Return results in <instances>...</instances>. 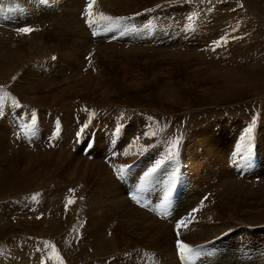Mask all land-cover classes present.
Instances as JSON below:
<instances>
[{"label": "rangeland", "instance_id": "obj_1", "mask_svg": "<svg viewBox=\"0 0 264 264\" xmlns=\"http://www.w3.org/2000/svg\"><path fill=\"white\" fill-rule=\"evenodd\" d=\"M48 1L52 9L39 6ZM69 1L0 0V264H137L140 254L145 264H162L170 248L178 264H264V0H95L91 27L88 0L63 12ZM120 17L130 18L127 29L107 31ZM26 26L34 31H17ZM86 33L101 41L83 47ZM221 38L229 43L213 51ZM64 45L81 51L74 66L64 64ZM55 85L68 87L69 98L51 94ZM33 110L35 136L27 127ZM10 115L8 131L1 120ZM177 137L183 143L176 162L145 187L140 177L157 159L167 161ZM79 149L84 164L106 162L123 187L163 194L141 202L126 193L139 214L121 212L109 222L90 173L87 186L60 173ZM56 161L62 167L53 169ZM124 165L131 167L119 180ZM194 175L197 194L185 196ZM68 199L74 203L66 211ZM174 200L181 210L171 211ZM123 219L129 229L121 228ZM180 222V240L193 250L203 246L190 261L176 250ZM222 251L240 255L221 261Z\"/></svg>", "mask_w": 264, "mask_h": 264}, {"label": "bare ground", "instance_id": "obj_2", "mask_svg": "<svg viewBox=\"0 0 264 264\" xmlns=\"http://www.w3.org/2000/svg\"><path fill=\"white\" fill-rule=\"evenodd\" d=\"M15 1V0H14ZM36 1V0H35ZM75 1L76 0H70L69 1V3L67 2V3H65V7L64 6H62V10H63V12H65L66 11V8H67V6H70V7H72L73 6V4L75 3ZM25 2V1H24ZM41 2V1H40ZM60 2H62V1H60ZM78 2V1H77ZM16 3H14V5H15ZM38 4H40V3H38ZM63 4V3H62ZM69 4V5H68ZM76 4V3H75ZM13 5V4H12ZM27 5V4H26ZM78 5V4H77ZM36 6V5H35ZM40 7H45V8H48L49 6H50V8L52 9V6H53V1H48V2H43V4L42 5H39ZM33 7H34V5H33ZM37 7V6H36ZM18 8V7H17ZM26 9L28 10L27 11V13H32V11H30L31 10V4L30 5H27V7H26ZM71 9H73V8H71ZM13 10V9H12ZM105 10V9H104ZM14 11V10H13ZM35 12V11H34ZM47 12V11H46ZM24 13V12H23ZM34 14V13H33ZM38 14V13H37ZM45 14V13H44ZM51 14V13H50ZM74 14V13H73ZM76 14V13H75ZM77 15V14H76ZM21 18V17H20ZM29 19V18H28ZM34 20V19H33ZM32 20V21H33ZM36 21H38V20H36ZM82 31V30H81ZM82 33V32H81ZM88 34L86 33V36H85V38L83 39V40H79V38H78V40L80 41L79 42V44H81V43H83V47H89V46H95L99 41H101L99 38L100 37H98V39H90V37L88 38ZM75 39H77V38H75ZM71 41V40H70ZM90 42V43H89ZM103 42H105V41H103ZM102 42V43H103ZM92 43V44H91ZM101 43V42H100ZM107 43V42H106ZM67 44H69L70 46H72V44H74V42L73 41H71V42H69V43H67ZM66 44V45H67ZM78 44V43H77ZM88 44V45H87ZM66 45H64V46H62V47H64L63 49H62V52L61 53H65V55H67L68 56V58H67V60L66 61H64V64H67V65H70V66H72L73 65V63L74 62H76V60H79V53L81 52V51H79V50H76L75 52H74V50H73V47H71V49H69L68 50V48H67V50H66V48H65V46ZM75 45V44H74ZM102 45H105V44H102ZM99 46V45H98ZM104 47H106V46H104ZM103 47V48H104ZM115 47V46H114ZM79 48V47H78ZM90 48V47H89ZM97 48V47H96ZM99 48V47H98ZM100 48H101V46H100ZM109 49V48H108ZM100 50V49H99ZM61 51V50H60ZM59 51V52H60ZM84 51H85V49H84ZM102 51V50H101ZM122 51H123V49H122ZM103 52V51H102ZM87 52H85L83 55H85ZM127 53V52H126ZM125 53V54H126ZM79 54V55H78ZM199 54V53H198ZM64 55V54H63ZM200 56V55H199ZM83 59V58H82ZM148 60V59H147ZM80 61V60H79ZM76 64V63H75ZM74 66V65H73ZM52 67L53 68H55V66H50L49 67V70L50 71H52L53 69H52ZM40 73H42V72H40ZM38 75H40V74H38ZM124 75V74H123ZM40 77L42 78L43 76L42 75H40ZM83 78H85V77H83ZM57 80V79H56ZM55 80V81H56ZM41 81V80H40ZM82 81V80H81ZM89 79L85 82V83H82V86L83 87H81V90H85L86 88H87V83L89 84ZM80 85V84H79ZM68 86V85H67ZM90 86V85H89ZM60 88V86L59 85H55V87L51 90V94L52 93H56L59 97H60V100L61 99H65V98H69V95H71L69 92H68V87H62V85H61V89H59ZM94 88H95V85H94ZM73 89V88H72ZM49 90H50V87H49ZM48 90V91H49ZM50 92V91H49ZM90 93V92H89ZM48 97V96H47ZM43 98V97H42ZM41 98V99H42ZM53 98V97H52ZM56 99V98H55ZM50 100V99H49ZM52 100H54V99H52ZM4 103V102H3ZM7 106V105H6ZM11 107V106H10ZM38 111H39V109H38ZM11 113V112H10ZM14 114V113H13ZM39 114H40V111H39ZM41 115H43V114H41ZM40 117V116H39ZM2 118H3V116H2ZM67 120V119H66ZM64 121V120H63ZM5 123V124H4ZM67 123H68V121H67ZM1 124H4V126L6 127L7 126V124H8V126L6 127V128H8V131H9V129L11 130V128L13 127V125L15 124V120H14V118L10 115V116H8L7 118H5V120H1ZM64 125H66V124H64ZM205 127V126H204ZM5 128V129H6ZM74 129V128H73ZM7 131V130H6ZM70 132H71V130H70ZM199 132V131H198ZM201 133V132H200ZM64 137L66 138V139H63V141H65V144L67 143L68 144V138L69 137H67L68 135H66V132H64ZM247 137V136H246ZM249 138V137H248ZM199 139V138H198ZM255 140V139H254ZM253 140V141H254ZM208 141V140H207ZM74 142V141H73ZM205 142V141H204ZM209 142V141H208ZM95 143V142H94ZM191 143V142H190ZM64 144V143H63ZM210 144H211V142H210ZM75 145V144H74ZM189 145V144H188ZM2 146V145H1ZM224 146V145H223ZM75 147V146H74ZM261 147V146H260ZM70 148V147H69ZM72 148V147H71ZM192 150V149H191ZM210 150H212V149H210ZM217 150V149H216ZM216 150H214V151H216ZM218 151V150H217ZM59 152V151H58ZM76 152H77V154H76ZM76 152H74L77 156L76 157H74L73 158V160H72V162H70V164L68 163V164H66V168H65V170H63V169H61V171H60V173H62V174H65L66 175V177H68V178H71L73 175V173L75 174L74 175V177H72V182L75 180H78V182H76V184H80L79 182H82L83 184L85 183L86 184V186L88 185V177H89V173H90V177H91V181H90V183H92V190L94 189L96 192H103V194H104V197H105V202L103 203L102 202V200H98V203H96V204H104L105 206H104V208H105V210H104V208H103V215L105 214V215H107V218H108V220H109V222H110V219L113 217V219H116L117 218V215L119 214V213H121V212H127V211H129V212H131V213H133V217H135L136 216V214H139V212L137 211V208L132 204V199H131V201L129 200V198L127 197L126 198V193L129 195L130 194V196H136V199H134V200H140L141 202L143 201V202H149V201H153L152 199L154 198V197H156L159 193L162 195L163 193L162 192H160L159 190H157V189H145V188H143L144 190H143V192L142 193H140V194H137V189H139V188H131V187H123L122 186V184H119L116 180H115V178H113L114 176H112L111 175V173H110V171L108 172V169L106 168H104V167H106L105 166V164L104 163H106V162H102V166H100L99 164H100V162L99 163H96V162H89V163H87V164H84L83 162H86L87 161V159H81V157H82V155H81V153H80V149L78 150V151H76ZM103 152V151H102ZM191 153V152H190ZM193 153V152H192ZM225 153V152H224ZM261 153V152H260ZM264 153V152H263ZM91 154V153H90ZM89 154V155H90ZM92 154H95V153H93L92 152ZM91 154V155H92ZM101 155V154H100ZM193 155V154H192ZM191 155V156H192ZM213 155V154H212ZM216 155V154H215ZM219 155V154H218ZM187 156H189V155H187ZM197 156H198V154H197ZM196 156V157H197ZM128 157V156H127ZM227 157V156H226ZM260 157H261V155H260ZM94 158H98L97 156H94ZM113 158V157H112ZM223 158H224V156H223ZM124 159V158H123ZM225 159V158H224ZM48 160H51V158H48ZM214 160V159H213ZM71 161V160H70ZM111 161V160H110ZM218 161V160H217ZM221 161H223V162H225V160H221ZM220 161V162H221ZM192 162V161H191ZM193 162H194V160H193ZM199 162V161H198ZM222 162V163H223ZM62 163H63V161H59V162H55L54 164L53 163H51V166L52 165H54V166H52L53 167V169H57L58 167L60 168V167H62ZM213 163V162H212ZM189 166H193V164H189V163H187ZM214 164V163H213ZM221 164V163H220ZM210 165H211V163H210ZM217 165H219V164H217ZM264 165V164H263ZM108 166H110V165H108ZM190 169V171L191 172H193V170H192V167H190L189 168ZM205 169V168H204ZM218 170V169H217ZM221 170V169H220ZM199 171V170H198ZM200 172V171H199ZM207 173V172H206ZM225 173V172H224ZM208 174V173H207ZM228 174V173H227ZM252 174V173H251ZM197 175V174H196ZM128 176V175H127ZM199 176V175H198ZM109 177H111V178H109ZM192 178H193V180H192V178H191V180H189V182H187V183H185L186 184V186H184V189H185V191H186V193H185V196L187 195V194H189V195H191V196H196V191H192V189L195 187L194 185H195V183L197 182V180H195V178L197 179L198 177L197 176H191ZM222 177H224V176H222ZM263 177H264V175H263ZM226 178V177H225ZM231 178V177H230ZM261 178V177H260ZM110 179V180H109ZM120 180V179H119ZM200 181V180H199ZM234 181V180H233ZM122 182V181H121ZM131 182V181H130ZM200 183V182H199ZM199 183L197 184V185H199ZM260 184H261V182H260ZM259 184V185H260ZM201 185V184H200ZM85 185H84V187H86ZM138 185H136V187H137ZM197 187V186H196ZM260 187V186H259ZM262 187H263V185H262ZM188 191V192H187ZM257 191V190H256ZM92 192V191H91ZM135 193H136V195H135ZM193 193V194H192ZM96 195V194H95ZM188 197V196H187ZM94 198V197H93ZM98 198V197H97ZM162 198V197H161ZM189 198H190V196H189ZM187 199V198H186ZM185 199V200H186ZM191 199H192V197H191ZM104 201V200H103ZM176 200H174V201H172L171 203H170V208H171V211H172V209H176V208H180V206H181V203H179V204H177V203H174ZM177 201H180V199H178ZM153 202H157V200H155V201H153ZM181 202V201H180ZM219 204V203H218ZM188 205V204H187ZM79 206V205H78ZM192 206V205H191ZM107 207V208H106ZM187 207L188 206H186V209H184V211H183V213L180 215V216H184L185 214H186V212H188L189 210L187 209ZM190 207V206H189ZM97 209V208H96ZM174 209V210H175ZM98 210V209H97ZM179 210H181V209H179ZM96 211V210H95ZM105 212V213H104ZM178 212V211H177ZM96 213V212H95ZM94 213V214H95ZM140 214H141V212H140ZM154 215V214H153ZM173 215V214H172ZM187 216H188V213L186 214ZM94 216V215H93ZM100 216H102V215H100ZM174 216V215H173ZM180 216H177V218H179ZM103 217V216H102ZM175 217V216H174ZM92 218V217H91ZM99 218V217H98ZM112 219V220H113ZM119 220V219H118ZM101 221V220H100ZM97 222V221H96ZM106 222V221H105ZM105 222H104V224H105ZM90 225V224H89ZM114 225V224H113ZM205 225V224H204ZM218 226V225H217ZM90 227V226H89ZM93 227V226H92ZM114 227V226H113ZM129 227H130V224H129V222L126 220V219H123L122 220V223H121V228L122 229H129ZM190 227V226H189ZM210 227V226H209ZM191 228V227H190ZM202 228H203V226H202ZM229 228V227H228ZM226 229V228H225ZM151 230V229H150ZM175 230V229H174ZM241 232V231H240ZM97 233H99V232H97ZM113 233V232H112ZM119 233V232H118ZM125 233V232H124ZM250 233V232H249ZM114 234V233H113ZM90 235V234H89ZM118 235V234H117ZM110 236H112V234L110 235ZM114 236V235H113ZM201 236V235H200ZM116 237V236H115ZM120 240H121V243H124V238H123V235H120ZM114 239V238H113ZM152 240H154V237L152 238ZM114 241V240H113ZM117 241V240H116ZM115 241V242H116ZM168 241V240H167ZM241 241V240H240ZM244 241H246V240H244ZM155 243V242H154ZM238 243V242H237ZM95 244V243H94ZM99 245V244H98ZM116 245H118V241H117V244ZM100 246V245H99ZM125 246V245H124ZM114 247V246H113ZM237 248V247H236ZM235 248V249H236ZM249 248V247H248ZM240 249V248H239ZM218 251V250H217ZM160 252V251H159ZM250 252V251H249ZM100 253V252H99ZM144 253V252H143ZM146 253V252H145ZM224 253L225 254H229L228 256H225L224 255ZM148 254V253H147ZM150 254V253H149ZM159 255H162V254H159ZM164 255H165V260H163V263L162 264H178V260H177V257H176V255H175V253H174V251L173 250H171V248H170V250L167 252V253H164ZM238 255H240V253H239V251L238 252H232V251H230V252H218V257L220 256V259H221V261H223L224 259H227V260H229V261H231V260H237V258H238ZM242 255V254H241ZM104 257H105V255H104ZM98 258V257H97ZM136 258V257H135ZM145 258L146 257H142V254H140V256H139V259H138V263L137 264H145L146 263V261H145ZM157 257H155V259H156ZM159 258V257H158ZM194 258V257H193ZM197 258V257H196ZM148 259V258H147ZM163 259V258H162ZM170 259V260H169ZM203 259V258H202ZM206 259V258H205ZM223 259V260H222ZM246 260V259H245ZM147 261H149V260H147ZM175 261V262H174ZM193 261V260H192ZM125 262V261H124ZM159 262V260H156V261H149V262H147L148 264H155V263H158ZM232 262V261H231ZM234 263H236V262H234ZM159 264V263H158Z\"/></svg>", "mask_w": 264, "mask_h": 264}, {"label": "snow or ice", "instance_id": "obj_3", "mask_svg": "<svg viewBox=\"0 0 264 264\" xmlns=\"http://www.w3.org/2000/svg\"><path fill=\"white\" fill-rule=\"evenodd\" d=\"M95 3V0H88V3H87V8H86V13H87V17L88 19L86 20V23L88 24L89 27L92 26L93 24V21L91 19L92 17V6L93 4ZM159 7V6H157ZM148 11H151V9H149ZM137 15H140V13H137ZM103 19L105 20H110L111 17H102ZM130 18H127V17H120V18H117L116 22L109 25V27L107 28V31H113V29H127L128 25L126 23H123L124 21L128 20ZM17 31L19 33H23V34H30L34 31V29L32 27H21L19 29H17ZM93 36H96V32L93 31ZM121 34H123V30L121 31ZM239 37H235L233 36L232 39H238ZM214 43V48H213V51H215L217 48H220V47H223V46H226L229 41L225 38H221V39H217L216 41L213 42ZM53 59H55V57H53ZM86 59L89 60V62L91 61V57H87ZM13 79L15 80L16 77H13ZM3 115V111L0 110V116ZM37 120H38V116H37V112L36 110H33L32 113H31V124H29L27 127H28V130L30 132V134L32 136H35L36 134V124H37ZM120 127H123L122 125ZM88 128V124H85L83 125V127L80 128V130L76 133V138H77V142H79L82 134L85 132V130ZM60 130V124H59V121L57 120L56 122V131L59 132ZM248 133H251L252 132V128L249 127L248 128ZM56 137L55 135H53L50 140H49V143L52 144V146H55L54 144V141H55ZM182 138L181 137H177V139L172 143L171 145V148L169 150V153H168V158H167V161H165L164 159H157L154 163L153 166L149 167L144 173L143 175L140 177L141 181H143V184L144 186L146 187L152 177L158 172L159 169H161L162 166H170L172 163L176 162L177 160V157L179 155V152H178V149L180 146H182ZM250 155V153H249ZM247 160L248 158L246 157L245 158V161L243 162L244 163V166L247 167ZM131 167V165H124V166H121L118 171H117V178L118 179H121L125 176L127 170ZM178 176H179V167L177 166V169L175 172L172 173V176H171V179H170V183L171 185L175 186V184L177 183V180H178ZM143 188H139L137 189V194H140L143 192ZM69 191H73V190H69ZM170 195V194H169ZM133 199H136V196H133L132 197ZM83 199V198H81ZM74 203V200L72 199H68L67 203L65 204V210L67 211L68 209V206L70 204ZM167 204H168V195L165 196L163 202L161 203L160 207L161 208H164L166 209L167 208ZM193 211H196L195 209H193ZM41 217H37V219H40ZM181 223H177L176 227H177V239H176V250H177V253L178 255L181 257L182 260H185V261H190L192 256L194 254H196L200 249L203 248V246H199L197 249L193 250L192 248H190L186 243H183L180 238H179V229L181 227ZM111 233H109L110 235ZM47 243V242H45Z\"/></svg>", "mask_w": 264, "mask_h": 264}]
</instances>
